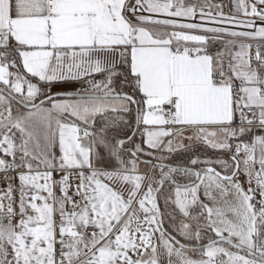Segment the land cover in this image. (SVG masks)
<instances>
[{"label": "snow or ice", "instance_id": "6c2138e0", "mask_svg": "<svg viewBox=\"0 0 264 264\" xmlns=\"http://www.w3.org/2000/svg\"><path fill=\"white\" fill-rule=\"evenodd\" d=\"M0 264H264V0H0Z\"/></svg>", "mask_w": 264, "mask_h": 264}]
</instances>
